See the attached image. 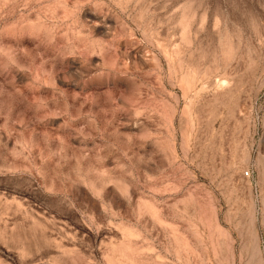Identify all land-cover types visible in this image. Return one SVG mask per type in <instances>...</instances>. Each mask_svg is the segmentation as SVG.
Returning <instances> with one entry per match:
<instances>
[{"label":"rangeland","instance_id":"obj_1","mask_svg":"<svg viewBox=\"0 0 264 264\" xmlns=\"http://www.w3.org/2000/svg\"><path fill=\"white\" fill-rule=\"evenodd\" d=\"M0 264H264V0H0Z\"/></svg>","mask_w":264,"mask_h":264},{"label":"built area","instance_id":"obj_2","mask_svg":"<svg viewBox=\"0 0 264 264\" xmlns=\"http://www.w3.org/2000/svg\"><path fill=\"white\" fill-rule=\"evenodd\" d=\"M246 175L249 176V173L247 172Z\"/></svg>","mask_w":264,"mask_h":264}]
</instances>
